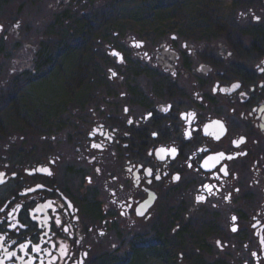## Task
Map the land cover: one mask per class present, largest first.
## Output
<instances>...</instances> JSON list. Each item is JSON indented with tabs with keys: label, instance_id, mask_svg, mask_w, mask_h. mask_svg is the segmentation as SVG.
I'll return each mask as SVG.
<instances>
[{
	"label": "flooded vegetation",
	"instance_id": "1",
	"mask_svg": "<svg viewBox=\"0 0 264 264\" xmlns=\"http://www.w3.org/2000/svg\"><path fill=\"white\" fill-rule=\"evenodd\" d=\"M177 22L72 36L78 79L0 112V264H264V16Z\"/></svg>",
	"mask_w": 264,
	"mask_h": 264
},
{
	"label": "rangeland",
	"instance_id": "2",
	"mask_svg": "<svg viewBox=\"0 0 264 264\" xmlns=\"http://www.w3.org/2000/svg\"><path fill=\"white\" fill-rule=\"evenodd\" d=\"M218 2L215 4L222 6L223 14L233 12L228 0ZM87 4V1L82 0H0V112L10 115L16 113L7 106L11 100L20 103L37 101L44 104L55 95L59 96L60 91L66 90L65 79L60 78L57 82L54 76L49 74L48 79L42 81L39 77L43 75L44 70H41V73H34L32 70L43 57V53L38 54L39 51H44L42 47L46 46L49 52L56 56L54 52L56 44L53 43L57 42L63 26L58 25L53 28L54 32H50L52 30L49 24L54 16L63 10L70 12L71 16L91 11L87 8L92 6L87 7ZM235 12L241 18L257 19L264 16L263 6L257 5L256 2L250 3V0L238 7ZM224 18L228 19L227 16ZM50 40H53L54 46H51ZM87 58L84 56L82 61L78 62V57L74 56L73 61L64 63L63 66L75 71L78 70L79 63L83 65ZM30 71L34 76L22 77ZM20 77L27 79L21 80ZM46 82L48 85L52 84L55 89L50 91L51 88ZM64 95L61 93V96ZM8 119L11 123L14 118L8 115Z\"/></svg>",
	"mask_w": 264,
	"mask_h": 264
},
{
	"label": "trees",
	"instance_id": "3",
	"mask_svg": "<svg viewBox=\"0 0 264 264\" xmlns=\"http://www.w3.org/2000/svg\"><path fill=\"white\" fill-rule=\"evenodd\" d=\"M218 1L219 0H110L105 1L96 8H92L91 11L79 13L77 16H71L69 14L70 12L66 11L62 16L57 15L58 25L60 27L63 26V29L60 30L62 32L57 42H54L56 44L55 47L56 49L69 48V42L72 36L75 37L76 34L99 32L101 30H103L104 33L106 30V35H111L114 31L120 30V28H127L129 31L137 33H165L177 27V18L183 15L214 18H224L227 16L228 18H234L237 16L235 10L249 0H228L230 9L233 11L228 14H223L224 11L222 6H220V4H215ZM252 1L256 2L257 5L261 7L263 6V0H250V3H253ZM84 18H87V20H84ZM66 19H69L67 24L64 23ZM71 29L72 32L70 31ZM50 44L54 46L52 43ZM42 50L44 51H39L38 54L40 55L43 53V57L34 67V73H41V70H44L43 75L39 77V79L42 81L46 80L49 74L54 76L57 82L60 78L65 79V81L78 79L76 75L82 71H74L67 66H63L64 63L73 61L72 59L74 56L66 54H58L55 56L49 52L46 46H44V48L42 47ZM49 56L51 58H48ZM77 57L78 59L80 58L79 56ZM59 58H62L61 61H58ZM78 62L80 61L78 60ZM24 75L34 76L31 71L22 75V77H28ZM25 79L27 78H21V80ZM15 83L16 82H14V84ZM46 83L44 84L45 86ZM47 86L51 88L50 91L55 89L50 83L49 85L47 83ZM59 87L60 86H58V88ZM19 103L18 101L11 100L7 103V106H9V110L17 112ZM26 104L33 105V102Z\"/></svg>",
	"mask_w": 264,
	"mask_h": 264
},
{
	"label": "water",
	"instance_id": "4",
	"mask_svg": "<svg viewBox=\"0 0 264 264\" xmlns=\"http://www.w3.org/2000/svg\"><path fill=\"white\" fill-rule=\"evenodd\" d=\"M108 53L111 55V56H117V57H120V54L114 50V49H111L108 51Z\"/></svg>",
	"mask_w": 264,
	"mask_h": 264
},
{
	"label": "snow or ice",
	"instance_id": "5",
	"mask_svg": "<svg viewBox=\"0 0 264 264\" xmlns=\"http://www.w3.org/2000/svg\"><path fill=\"white\" fill-rule=\"evenodd\" d=\"M33 250H35V249H33Z\"/></svg>",
	"mask_w": 264,
	"mask_h": 264
}]
</instances>
